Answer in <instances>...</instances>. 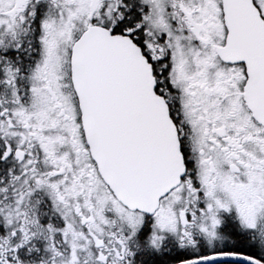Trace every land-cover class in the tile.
I'll return each instance as SVG.
<instances>
[{
	"label": "snow or ice",
	"instance_id": "6c2138e0",
	"mask_svg": "<svg viewBox=\"0 0 264 264\" xmlns=\"http://www.w3.org/2000/svg\"><path fill=\"white\" fill-rule=\"evenodd\" d=\"M0 264H264V0H0Z\"/></svg>",
	"mask_w": 264,
	"mask_h": 264
}]
</instances>
